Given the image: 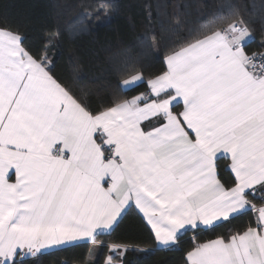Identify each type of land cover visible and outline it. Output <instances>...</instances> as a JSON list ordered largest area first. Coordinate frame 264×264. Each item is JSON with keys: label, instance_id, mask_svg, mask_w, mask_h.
<instances>
[{"label": "snow or ice", "instance_id": "1", "mask_svg": "<svg viewBox=\"0 0 264 264\" xmlns=\"http://www.w3.org/2000/svg\"><path fill=\"white\" fill-rule=\"evenodd\" d=\"M226 7L168 49L159 73L145 79L126 60L121 89L144 91L96 109L55 74L50 43L34 51L0 17V264L98 245L132 207L165 249L251 213L244 227L194 243L185 264H264V52L247 51L248 23ZM107 247L104 264H125L132 245Z\"/></svg>", "mask_w": 264, "mask_h": 264}, {"label": "trees", "instance_id": "2", "mask_svg": "<svg viewBox=\"0 0 264 264\" xmlns=\"http://www.w3.org/2000/svg\"><path fill=\"white\" fill-rule=\"evenodd\" d=\"M106 0H0V17H6L25 33L26 43L42 51L50 43L53 71L69 84L93 109L114 95L131 97L144 91V83L122 90L127 78L125 61L143 70L145 79L163 70L168 49L191 39L198 30L210 26L228 13L226 5L247 21L252 38L246 49L264 51V0H110L108 13L97 11ZM154 33L157 47L145 37ZM224 179L230 172L226 159L218 161ZM251 213L236 215L214 230L187 231L178 245L169 249L155 245L149 226L135 208L119 218L111 235L101 241L95 260H88L89 242L53 249L26 264H102L107 245L118 241L132 245L125 264H185V253L196 242L227 235L244 227ZM139 248L144 249L140 251Z\"/></svg>", "mask_w": 264, "mask_h": 264}, {"label": "crops", "instance_id": "3", "mask_svg": "<svg viewBox=\"0 0 264 264\" xmlns=\"http://www.w3.org/2000/svg\"><path fill=\"white\" fill-rule=\"evenodd\" d=\"M181 107H182V105H181ZM226 159V166H227V168H228V170H229V172H230V163H231V161H230V158H225ZM250 199H251V197H250ZM259 200H254L253 202H258ZM134 208V207H133ZM137 212H138V210H137ZM139 213V212H138ZM140 214V213H139ZM140 216L142 217V214H140ZM142 219H143V217H142ZM144 220V219H143ZM145 221V220H144ZM146 222V221H145ZM149 228H150V226H149ZM212 239H214V238H212ZM209 240V239H208ZM85 242H87V241H85ZM204 242V241H203ZM82 243V242H81ZM90 243V242H89ZM91 244V243H90ZM100 245H101V243L100 244H98V245H93V244H91L90 245V248H92L93 249V252L90 254H88V260H91V261H93V260H95V258H96V255H97V253H98V250H99V248H100ZM157 247H160V248H163V247H161V246H159V245H157V244H155ZM132 248H136V249H138V247H133L132 246ZM139 249H142V248H139ZM53 250V249H52ZM51 251V250H50ZM109 254V252H108V247H107V251H106V254H105V256H104V259H103V262H102V264H104V260H105V257H106V255H108ZM186 258V257H185Z\"/></svg>", "mask_w": 264, "mask_h": 264}, {"label": "built area", "instance_id": "4", "mask_svg": "<svg viewBox=\"0 0 264 264\" xmlns=\"http://www.w3.org/2000/svg\"><path fill=\"white\" fill-rule=\"evenodd\" d=\"M251 38H252V35H251ZM251 38H250V39H251ZM252 52H257V53H259V52H264V51L252 50V51H250L249 53H252ZM257 63H259V61H257ZM254 203H259V201H258V202H254Z\"/></svg>", "mask_w": 264, "mask_h": 264}]
</instances>
